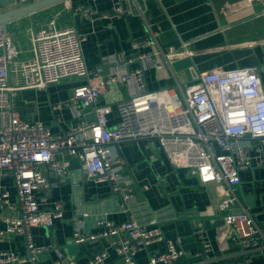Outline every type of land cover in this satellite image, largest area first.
Here are the masks:
<instances>
[{"label":"built area","instance_id":"built-area-1","mask_svg":"<svg viewBox=\"0 0 264 264\" xmlns=\"http://www.w3.org/2000/svg\"><path fill=\"white\" fill-rule=\"evenodd\" d=\"M34 1L14 0V4L21 7ZM125 1L129 0H115L114 8L105 15L132 13ZM74 8L82 16L98 14L90 5ZM152 34L133 39L131 53L105 57L103 64L90 68L83 50L87 34L73 25H62L56 17H49L40 27H29L27 56L21 55L23 50L9 30L5 32L0 26V179L11 177L15 185V194L0 185V204L18 212L14 217H3L5 228L0 229V238L22 236L29 254L25 257L1 250L0 264L34 260L49 249L37 244L33 229L53 227L63 217L61 201L49 205L50 176H67L72 158L77 159L85 178L111 182L113 191L121 194L122 206L129 210L137 197L125 174L127 159L121 145L140 140L160 146L174 164L192 169L202 184L225 185L228 195L218 203L224 223L243 252L264 249V232L255 216L244 208L234 209L241 171L253 165L254 139L258 140L259 163L264 162V86L259 69L217 68L201 72L196 80H177L171 87L149 90L145 77L149 61L173 51L169 48L166 52L160 46L147 51L156 42ZM70 78L81 82L66 101L73 113L67 130L56 132L43 121L24 118L16 108L18 91L46 89ZM119 86L128 91L127 96L114 93ZM105 93L110 94L108 102L102 101ZM63 104H54V109ZM114 104L119 119L111 125ZM88 108L94 112L93 120L88 119ZM97 224V231L85 233L82 220L77 218L74 241L90 243L106 238L124 264H137V253L156 241H164L166 248L150 256V264H175L189 256L165 235L156 218L141 223L134 217L120 222L102 217ZM195 233L200 241L196 255L208 259L212 245L203 228ZM108 256L107 249H102L86 263L60 256L52 264H107Z\"/></svg>","mask_w":264,"mask_h":264},{"label":"crops","instance_id":"crops-1","mask_svg":"<svg viewBox=\"0 0 264 264\" xmlns=\"http://www.w3.org/2000/svg\"><path fill=\"white\" fill-rule=\"evenodd\" d=\"M85 4L97 9L98 14L82 16L75 6ZM115 0H70L16 19L8 24L21 49L22 56L30 54L29 27H40L49 17H56L62 25H73L87 34L83 44L84 56L90 68L103 64L105 57L132 52L131 41L155 34V43L165 57L156 55L145 71L149 90L171 87L177 80H196L203 71L217 68L256 66L264 86V0H129L125 5L132 13H109ZM16 8L14 0H0L1 12ZM108 68V66H105ZM70 78L50 85L46 89L25 88L15 96V106L24 118L36 119L50 125L56 132L67 130L73 113L66 101L73 88L80 83ZM118 97L128 95L122 87H115ZM111 100L110 94L102 96L103 102ZM112 102V101H111ZM64 103L59 110L54 104ZM88 119L95 118L88 108ZM117 107L113 105L109 123L118 122ZM253 140L252 167L241 171V184L236 189L238 197L235 210L246 209L255 216L264 232V162L259 163ZM127 159L125 174L135 188L137 202L129 210L114 193L111 183L83 176L76 158H72L70 173L65 177L51 175L52 194L49 205L63 203V217L53 227H35V241L47 245L48 250L36 258L15 264H52L65 256L86 263L96 252L107 249V264H124L108 239L90 243H76L73 238L75 221L82 220L85 233L99 229L97 221L106 217L117 222L134 217L144 223L156 218L165 235L181 245L189 256L175 264H264V249L243 252L231 228L221 217L218 203L228 195L227 187L218 182L202 184L192 169L177 166L159 146L150 140L127 141L121 145ZM15 194L11 177L0 179ZM241 203V205H239ZM0 204V229L5 228L3 217L17 216ZM205 231L212 250L209 258L196 255L200 241L195 231ZM166 248L164 241H156L136 255L137 264H150V256ZM12 250L28 257L27 245L20 235L0 238V251Z\"/></svg>","mask_w":264,"mask_h":264},{"label":"water","instance_id":"water-1","mask_svg":"<svg viewBox=\"0 0 264 264\" xmlns=\"http://www.w3.org/2000/svg\"><path fill=\"white\" fill-rule=\"evenodd\" d=\"M64 1H70V0H37L30 4L1 12L0 13V26H2L5 32H8V24L10 22L16 19L22 18L24 16L36 13L38 11L47 9L53 5H56ZM114 193H116L117 195H119V197H121V194L119 192L114 191Z\"/></svg>","mask_w":264,"mask_h":264},{"label":"bare ground","instance_id":"bare-ground-1","mask_svg":"<svg viewBox=\"0 0 264 264\" xmlns=\"http://www.w3.org/2000/svg\"><path fill=\"white\" fill-rule=\"evenodd\" d=\"M174 102H175L176 105H178V106L180 105V101H179L178 98H175Z\"/></svg>","mask_w":264,"mask_h":264}]
</instances>
